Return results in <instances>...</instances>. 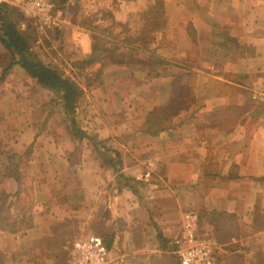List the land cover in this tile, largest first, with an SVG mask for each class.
Returning a JSON list of instances; mask_svg holds the SVG:
<instances>
[{"label":"crops","instance_id":"0c3cea01","mask_svg":"<svg viewBox=\"0 0 264 264\" xmlns=\"http://www.w3.org/2000/svg\"><path fill=\"white\" fill-rule=\"evenodd\" d=\"M86 1V10L68 1L65 9L77 8L58 45L73 65L93 54L95 37L106 42L84 77L70 75L85 89L81 127L117 149L123 166L115 173L101 145L83 156L90 141L75 139L62 106L50 105L53 93L20 64L8 69L12 55L0 42V77L8 69L0 81V264H63L68 241L98 221L101 238L112 239L107 264H181L189 212L219 264H264V101L255 98L264 91V0ZM157 1L164 11L155 19ZM112 49L124 60L114 61ZM163 87L183 123L139 134L164 104ZM120 172L145 186H121ZM214 212L223 213L222 228Z\"/></svg>","mask_w":264,"mask_h":264},{"label":"trees","instance_id":"16d2710c","mask_svg":"<svg viewBox=\"0 0 264 264\" xmlns=\"http://www.w3.org/2000/svg\"><path fill=\"white\" fill-rule=\"evenodd\" d=\"M56 1L58 5L61 6L60 4L66 3L67 0ZM163 11V3L157 1L156 9L152 10L153 18H158V14L160 15L163 13ZM23 21H25V18L18 9L11 7L6 3H0V42L9 49L12 55V62L8 69L12 68L16 64H20L33 80L42 84L48 91L56 93L59 96V100H53V103L55 105L60 104L62 106L67 120L69 121L70 131L75 139L80 143L84 142L85 140L93 141L96 147L101 145L104 148V153L112 154V156L102 155L103 161L107 163L115 173L119 172L123 166L120 152L117 149L108 148L103 144L102 141H97L90 137L77 120L78 98L85 92L83 85L71 75H65L60 72L51 61L43 58L44 52H41L40 48H42L41 44L43 43L42 37L45 38L47 35H39L30 26L23 28L21 26ZM159 25L160 24L157 21V26ZM57 32L58 31H54L51 32V34ZM95 39V50L93 54L87 58L78 59L73 65L82 63L84 65L83 67L85 68L86 66L102 60L101 56L103 51H108V49L105 48L106 42L99 36L95 37ZM45 41H47L46 38ZM114 51L115 50L113 49L111 51L112 59L114 61L124 60L123 58L116 57L120 54H115ZM8 69L3 72L2 76L0 77V81L3 80ZM101 73L102 71L99 70L95 74L94 79H99L101 77ZM169 97L170 96L168 94V96H166L164 99L165 102L169 101ZM177 112V107L171 108V110L168 112H163L162 107L157 106L149 113L145 122L141 126H138L135 131L142 135H160L168 128L178 126L179 124L183 123L181 120L174 122V118L178 115ZM120 179L122 182L121 186L125 185L136 193H139L140 187L143 188L145 186L144 181L126 176L122 172H120ZM121 186H119V188ZM214 215L215 222L219 224L220 228H222L223 213L214 212ZM106 239L107 238L104 237L103 241L107 249H109L112 244V239L109 241ZM223 239L224 238L220 237L219 234L217 241L221 242Z\"/></svg>","mask_w":264,"mask_h":264},{"label":"built area","instance_id":"2783aa9c","mask_svg":"<svg viewBox=\"0 0 264 264\" xmlns=\"http://www.w3.org/2000/svg\"><path fill=\"white\" fill-rule=\"evenodd\" d=\"M18 9L24 16L23 28L30 26L39 35L46 36L61 30L67 23L69 10L58 5L56 0H0ZM255 98L264 101V91ZM148 160L149 173L157 165ZM198 215L189 212L185 215L184 235L179 246L181 264H219L215 257L214 244L198 234ZM68 260L63 264H107L109 251L103 239L96 235L74 236L68 241Z\"/></svg>","mask_w":264,"mask_h":264},{"label":"rangeland","instance_id":"374dc122","mask_svg":"<svg viewBox=\"0 0 264 264\" xmlns=\"http://www.w3.org/2000/svg\"><path fill=\"white\" fill-rule=\"evenodd\" d=\"M69 0L66 1V4H60L63 8H68L69 6H66L67 3H68ZM85 1V2H84ZM79 0V2H81L78 6V8H82L83 10H86L85 8V4L87 3L86 0ZM71 6V5H70ZM77 7H72L69 9V11H72L74 9H76ZM45 38L47 41H45ZM45 38L42 37V40H43V43L41 44L42 48H40L41 52H44V55H43V58L48 60V61H51L53 63V65L60 71L62 72L63 74L65 75H70L71 72H75L77 75V77H80L83 75V77L87 74L85 68L83 67L84 65L82 63H79L78 65L76 64L75 66H73L71 64V61L68 59L66 52H68L67 50H65L64 48L62 49L60 45H58V39H59V33H50L49 35H47ZM63 47V46H62ZM112 48V47H111ZM111 50V49H110ZM115 50V49H113ZM112 54V53H111ZM118 54V53H116ZM126 56L129 58V60L131 62H134L135 65H139L140 62H139V58L136 57L135 54H132V53H129L127 55L124 56V58H126ZM118 58H123L121 57V55H118L117 56ZM72 67H74V69H72ZM88 77V75H87ZM166 89V87H163L161 88L159 91H162ZM169 89H166L165 92H161L164 99L166 96H168L169 94ZM52 93V92H50ZM161 93L157 92V95H161ZM59 96L56 94V93H53V96L50 97V105L51 107L53 108H57L58 106L55 105L53 103V100H59L58 99ZM162 100V99H161ZM164 102V104H163ZM167 101L165 102V100H162V104L165 105V106H161L163 108V112H168L169 110H171V108L173 107H176L175 105H167L166 104ZM167 105V106H166ZM160 107V106H159ZM176 109V108H175ZM178 111H180V108L177 107ZM177 114L179 115V112H177ZM176 116L178 117L177 118V121L178 120H181L182 118L179 117V116ZM174 118V122H177ZM89 143H91V147H86L84 146V149L81 150L83 152V156L87 155L89 150H93L94 149V146L92 145L93 141H90ZM94 144V143H93ZM104 144V143H103ZM102 150V149H100ZM101 152H104V151H101ZM107 156H112L111 153H108ZM88 158H90L89 156L86 157V159L88 160ZM93 167V165H90ZM149 168V167H148ZM150 170V169H149ZM149 172V171H148ZM87 209H89V207H87ZM90 211H83L81 214H80V218L82 219V222H87L89 220V213ZM105 215H101L100 217H104ZM99 217V218H100ZM99 218L96 220V222L99 220ZM88 219V220H87ZM87 220V221H86ZM104 227V222H101V221H98L96 224L95 222L94 223H87L86 225L84 224V227L80 229L79 232L75 233L74 236H81V235H96V236H99L101 237L102 234L104 231H103V228ZM105 229V228H104ZM106 230L108 231V229L106 228ZM106 231V232H107ZM198 234L201 238H204V239H208L206 233H204L202 230H198ZM178 261L180 263V260H179V257H178Z\"/></svg>","mask_w":264,"mask_h":264}]
</instances>
